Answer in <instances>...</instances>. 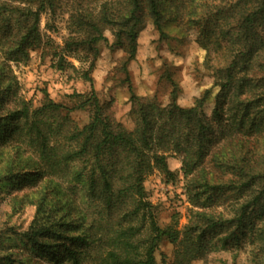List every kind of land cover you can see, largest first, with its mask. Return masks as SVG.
I'll use <instances>...</instances> for the list:
<instances>
[{
  "label": "trees",
  "instance_id": "1",
  "mask_svg": "<svg viewBox=\"0 0 264 264\" xmlns=\"http://www.w3.org/2000/svg\"><path fill=\"white\" fill-rule=\"evenodd\" d=\"M59 1L0 0V183L27 190L16 207L36 208L24 245L49 264H157L164 240L177 246L173 264L218 251L237 264L247 249L251 264H264V0H63L72 36L61 56L96 58L107 44L133 58L146 19L160 33L167 17L200 30L213 86L189 108L132 94L131 128L115 119L116 99L100 103L93 86L73 107L48 94L36 105L18 97L8 63L28 57L42 14ZM76 110L90 113L82 127ZM171 157L194 208L183 230L159 225L145 187L155 171L177 182ZM12 257L0 263L28 264Z\"/></svg>",
  "mask_w": 264,
  "mask_h": 264
},
{
  "label": "rangeland",
  "instance_id": "2",
  "mask_svg": "<svg viewBox=\"0 0 264 264\" xmlns=\"http://www.w3.org/2000/svg\"><path fill=\"white\" fill-rule=\"evenodd\" d=\"M69 13L70 9L63 0L59 1L55 14L43 13L39 43L27 49L26 59L8 63L16 78L18 97L32 100L36 105L48 94L56 103L73 107L76 95L90 94L93 86L100 103L111 97L116 99L113 107L115 119L131 128L132 94L162 105L169 104L175 97L178 105L189 108L213 86V71L206 64L207 52L199 42L198 28L189 29L167 17L160 33L153 22L146 19L139 29L133 58L127 51L111 49L107 44L99 45L96 58L83 52L61 56L65 41L72 36L68 26ZM106 37L112 44L110 32ZM215 94L216 91L213 97ZM212 102L213 99L209 110ZM10 107L12 105H7L8 109ZM71 117L82 127L89 122L90 113L76 110ZM30 155L25 152L23 158L26 160ZM169 161L171 169L177 172V182L165 184L155 171L146 179L145 187L149 201L158 209L159 225L162 228L176 225L183 230L194 208L184 192L186 180L180 172V159L171 157ZM25 192L26 189L17 191L0 183V256L13 254V259H23L28 264H49L46 257L37 258L22 241V233L29 228L36 210L32 205H14L13 198L21 197ZM176 249V245L164 240L156 254L157 264H173ZM249 250L240 253L237 264H251ZM233 254L218 251L212 253L206 262L197 260L192 264H233Z\"/></svg>",
  "mask_w": 264,
  "mask_h": 264
}]
</instances>
